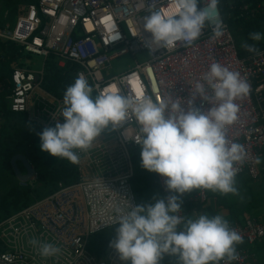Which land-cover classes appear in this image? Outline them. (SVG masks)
Listing matches in <instances>:
<instances>
[{
  "label": "built area",
  "instance_id": "built-area-1",
  "mask_svg": "<svg viewBox=\"0 0 264 264\" xmlns=\"http://www.w3.org/2000/svg\"><path fill=\"white\" fill-rule=\"evenodd\" d=\"M167 3L168 0H37L24 14L16 16L12 25H0V41L19 46L20 56L10 73L11 91L5 97L8 109L24 113L41 128L54 126L57 120L63 122L59 116L63 97L43 87L49 56L60 68L74 65L75 76L83 75L94 87L93 95L115 83L122 95H133L139 87L154 100L181 97L185 110L192 95L190 84L194 87L208 66L217 62L239 72L249 84V93L235 100L236 120L224 129L229 141L241 143L246 150L244 160L236 164V177L244 174L252 179L264 178V166L255 162L264 156V48L239 57L219 4L216 15L206 22L191 45L178 42L176 49L166 50L150 46L151 35L143 30L147 6L165 9ZM226 7L232 12L235 4L230 2ZM259 7L258 2L256 8ZM237 9L247 10L248 5L240 4ZM216 23H222L224 31L213 38ZM140 52H146L147 60L111 78L104 77L111 60ZM25 55L42 57L41 67L33 70L23 65L20 58ZM193 103L201 110L211 107L198 94ZM137 127L134 117L115 128L109 125L91 147L76 150V181L57 182L56 190L0 220V264H128L110 247L115 232L105 242L103 255L90 253L87 247L90 237L118 226L102 223H111L117 208L126 213L130 204L137 205L130 182L133 166L129 148L139 146L125 136L133 135ZM35 176L33 171L29 181ZM156 177L165 198L170 194L165 178L157 173ZM190 199L206 202L207 189H196ZM178 214L183 216L182 209ZM229 226L243 237L242 243L252 245L264 238V213L260 220L247 218L243 223L229 222ZM32 239L52 243L60 251L43 257L30 243ZM248 256L245 248H237L231 261L219 264H245Z\"/></svg>",
  "mask_w": 264,
  "mask_h": 264
},
{
  "label": "clouds",
  "instance_id": "clouds-1",
  "mask_svg": "<svg viewBox=\"0 0 264 264\" xmlns=\"http://www.w3.org/2000/svg\"><path fill=\"white\" fill-rule=\"evenodd\" d=\"M220 0H168L165 9L147 6L143 30L150 33L151 45L176 49L178 42L191 45L201 34L207 21L217 13ZM202 4V7L198 5ZM224 25L216 23L213 38L223 34ZM133 35H136L133 33ZM250 38L261 39L260 32ZM250 52L257 49L244 44ZM93 62H89V67ZM187 109L181 97H159L143 94L136 87L133 95H122L115 83L93 95L94 87L78 75L63 93V107L54 126L39 132V147L56 158L76 163V150H86L109 125L135 118L133 135L128 138L140 148L141 167L164 177L169 191L165 198L153 203L130 204L126 213L115 210L111 223L117 224L115 238L109 242L121 261L128 264H160L164 255L176 257L177 264H219L231 261L236 245L243 237L229 226L221 215L201 214L184 217L180 196L192 189H207L220 194H237L236 164L246 156L243 145L229 141L226 126L237 118L235 100L249 93V84L237 71L213 62L194 87ZM210 91V95L208 94ZM211 107L194 106L197 96ZM257 164L260 158L257 157ZM101 224V223H100ZM99 224V225H100ZM43 257L54 256L60 249L36 239Z\"/></svg>",
  "mask_w": 264,
  "mask_h": 264
},
{
  "label": "trees",
  "instance_id": "trees-1",
  "mask_svg": "<svg viewBox=\"0 0 264 264\" xmlns=\"http://www.w3.org/2000/svg\"><path fill=\"white\" fill-rule=\"evenodd\" d=\"M264 0H220L219 6L223 14L225 22L228 24L235 43V48L239 57H245L250 52L245 48L244 44L253 45L257 51L264 48ZM234 3L235 9L232 11V17H226V6L228 3ZM260 7L257 9V3ZM248 5L247 10H238L239 5ZM242 16H237L238 13ZM253 32H260L261 39L254 41L250 38ZM19 46L0 41V154L3 151L8 152L11 156L14 154L28 153L29 162L36 173L35 179L25 183H17L11 186L6 193L0 197V220L6 216L16 212L22 207L30 204L33 199H39L42 196L37 193V184L40 181L50 183L57 186V182L65 184L72 183L77 180V171L75 163L69 162L67 159L56 158L46 151H38L40 144L39 132L41 129L27 118L24 113L11 112L4 99L11 91L10 73L13 65L16 63ZM255 51V52H257ZM76 67L66 64L64 68H60L56 64L53 56H49L45 61L43 86L51 93L58 97H63L65 88L71 84L76 78ZM9 72V73H8ZM9 163V162H8ZM133 193L150 191H159V185L154 174H135L130 178ZM133 183L136 185L134 188ZM254 183L261 188L264 186V179L254 180ZM139 184V185H138ZM49 191L45 195L51 193ZM149 192V195L151 194ZM250 188H246L242 192L238 201H229L225 197L215 194L216 210L212 214H217L218 210L224 208L227 210V216L224 218L230 223H241L240 217L245 218L249 211L258 206L256 200L252 198ZM189 195L195 193V189L187 192ZM188 194L181 196V209L188 210L192 204L201 205V203L190 202ZM250 195L245 203V198ZM44 195V196H45ZM135 196V195H134ZM115 232V228L106 229L96 235L90 237L88 241V250L96 255H103L104 244ZM246 243L236 245L237 248H248Z\"/></svg>",
  "mask_w": 264,
  "mask_h": 264
},
{
  "label": "rangeland",
  "instance_id": "rangeland-1",
  "mask_svg": "<svg viewBox=\"0 0 264 264\" xmlns=\"http://www.w3.org/2000/svg\"><path fill=\"white\" fill-rule=\"evenodd\" d=\"M37 0H0V25L5 23H10L11 25L14 23L16 16L24 14L26 12V9L31 4H36ZM226 17L231 18L232 12L227 11L226 7ZM148 55L146 52H140L135 55L131 54H124L121 56L116 57L115 59L111 60L109 62V69L107 72H103V75L105 78H111L115 75L120 74L122 71L126 69H130L135 66V63H142L145 60H147ZM23 65L30 66L31 69L37 70L41 67L43 59L42 57L38 55H25L20 58ZM9 73V72H8ZM6 103H8V100H5ZM1 124V120H0ZM37 150L41 152L40 147H37ZM18 154V153H17ZM129 154L133 166V171L135 174H154L155 172L148 171L141 167L140 164V149L137 147H130L129 148ZM10 154L6 151H3L0 154V197L6 193V191L13 185L20 183L19 179L17 178L16 174L14 173L11 165L10 160L13 156H9ZM263 161V160H261ZM9 162V163H8ZM17 167L19 171L24 174L25 168L20 163L19 160L16 161ZM236 187L238 189L239 195L237 194H220L218 192H215L220 197H225L227 200H235L239 198L241 195V191L244 190V176L236 178ZM254 181H249V184H253ZM139 185V184H138ZM134 188L136 185L133 183ZM56 186L51 185L50 183H45L43 181L38 182L37 184V193H40V195L43 197L46 193L49 191L56 190ZM210 191V190H208ZM148 190L146 192L141 193H135V199L137 204H145V203H153L155 199H161L163 198V195L159 191H152V193L149 195ZM249 196V195H248ZM247 199L245 200V203L247 202ZM264 201V200H263ZM263 207V206H262ZM260 207V208H262ZM256 209V210H260ZM224 210V208H222ZM253 210H251L248 215L251 214ZM165 261L168 264H174L177 261L173 260L172 258L165 257Z\"/></svg>",
  "mask_w": 264,
  "mask_h": 264
},
{
  "label": "crops",
  "instance_id": "crops-1",
  "mask_svg": "<svg viewBox=\"0 0 264 264\" xmlns=\"http://www.w3.org/2000/svg\"><path fill=\"white\" fill-rule=\"evenodd\" d=\"M5 100L6 99H4V101ZM6 105H7V103H6ZM28 121H30V122H32L34 124H37L38 127L41 130L43 129V128L40 127V125L38 123H36V122H34V121L30 120V119ZM261 160H263V161H261ZM261 160H260L259 165L260 166H264V156H263V158H261ZM240 176H244V184H242L245 187L244 190L246 188H250L251 191H252L251 192L252 193L251 196H252V198H254L256 200V202L258 204V206L256 208L251 209V210H253V212H251L250 215L245 216V218L240 217V221H241V223H243L247 218H255L257 220H260L261 217H262V214L264 213V201H263L264 200V186L261 187V188H258V186L255 183L249 184V181H254V180H258V179L263 180L264 178L260 177L258 179H252V178L248 177L247 175L242 174V175H239V176L235 177V179L236 178L238 179V177H240ZM243 191L240 192L241 195L239 196V198H241ZM159 192H160V190H159ZM211 192L212 191H208L207 190V200H206V202L201 203V205L197 206L196 204H192L190 207H188V210H184L183 211V209H182L183 216L186 217V218H188V217L194 218V217L199 216L201 214L213 215L212 213L215 212V210H216V206H215V200H216L215 194L216 193L211 195V194H209ZM194 194L195 193H192L190 195L188 194V198L187 199L190 200V202L196 203V200L190 199V196L192 197ZM238 195H239V192H238ZM248 195L246 196L245 200L247 199V197L249 199L250 195L249 196ZM239 198H237L235 200H229V201H238ZM260 207H262V208H260ZM259 208H260V210H256V209H259ZM217 214L225 217V216H227V210L226 209L222 210V208H221V209L218 210ZM247 247L248 248H245V249L247 250V253H248L249 256H248V259L246 260L245 264H264V238L259 240V241H256L252 245H248ZM165 257H169V255H164V257L160 261V264H168L165 261V259H164ZM170 258H172L173 260L177 261L176 257H174V256H170ZM174 264H177V262L174 263Z\"/></svg>",
  "mask_w": 264,
  "mask_h": 264
},
{
  "label": "water",
  "instance_id": "water-1",
  "mask_svg": "<svg viewBox=\"0 0 264 264\" xmlns=\"http://www.w3.org/2000/svg\"><path fill=\"white\" fill-rule=\"evenodd\" d=\"M19 160L20 163L24 166L25 168V173L22 174L16 164V161ZM10 165L16 174L17 178L20 180L21 183H25L28 180L31 179V174L33 172V168L29 162V156L27 152H24L23 154H16L14 155L11 160H10Z\"/></svg>",
  "mask_w": 264,
  "mask_h": 264
}]
</instances>
